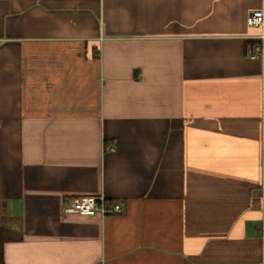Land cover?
I'll use <instances>...</instances> for the list:
<instances>
[{"label":"crops","instance_id":"crops-1","mask_svg":"<svg viewBox=\"0 0 264 264\" xmlns=\"http://www.w3.org/2000/svg\"><path fill=\"white\" fill-rule=\"evenodd\" d=\"M257 10L0 0L5 264H264ZM80 196L121 213L64 214Z\"/></svg>","mask_w":264,"mask_h":264},{"label":"built area","instance_id":"built-area-1","mask_svg":"<svg viewBox=\"0 0 264 264\" xmlns=\"http://www.w3.org/2000/svg\"><path fill=\"white\" fill-rule=\"evenodd\" d=\"M247 23L250 27L262 28L264 26V12L262 10L252 12ZM262 54V44L251 46L248 50L251 59H259ZM106 150L113 149L106 146ZM63 212L66 215L105 218L108 215L121 213V207L117 204L111 205L104 196H80L68 199L63 206ZM262 229L264 230V224Z\"/></svg>","mask_w":264,"mask_h":264},{"label":"trees","instance_id":"trees-1","mask_svg":"<svg viewBox=\"0 0 264 264\" xmlns=\"http://www.w3.org/2000/svg\"><path fill=\"white\" fill-rule=\"evenodd\" d=\"M6 242V232L4 227L0 225V264L4 263V244Z\"/></svg>","mask_w":264,"mask_h":264}]
</instances>
